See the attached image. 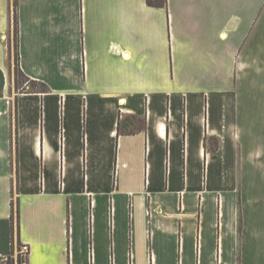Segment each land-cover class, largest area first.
Here are the masks:
<instances>
[{
	"label": "crops",
	"instance_id": "crops-1",
	"mask_svg": "<svg viewBox=\"0 0 264 264\" xmlns=\"http://www.w3.org/2000/svg\"><path fill=\"white\" fill-rule=\"evenodd\" d=\"M17 11L20 66L51 91L13 86L0 0L2 235L9 222L31 264H264V128L235 90L263 71L264 0ZM131 115L145 127L120 132Z\"/></svg>",
	"mask_w": 264,
	"mask_h": 264
},
{
	"label": "rangeland",
	"instance_id": "rangeland-1",
	"mask_svg": "<svg viewBox=\"0 0 264 264\" xmlns=\"http://www.w3.org/2000/svg\"><path fill=\"white\" fill-rule=\"evenodd\" d=\"M259 34H263L264 38V21L263 25L258 30ZM10 38H11V44L14 51V10L12 9V25H11V32H10ZM21 80V78H20ZM13 86L16 88V90L21 91L24 87H27L24 83H17V81L14 78ZM3 87V82L0 80V90ZM235 90L241 93L242 99L244 100V106L246 109V117L248 118V122H252L255 124V126L259 129L264 128V117L262 120L261 114L264 115V55H263V71L261 72H249L247 73V79L244 82V85L242 88L237 87ZM250 125H253L249 123ZM238 133L236 134V138L238 139ZM217 143V140L215 141V144ZM236 169L235 175L239 177V153L236 154ZM238 184V181H237ZM259 190H264V176H263V182L262 179H260L259 183ZM8 251H5L6 254H11L14 252V238H12V231L6 232L4 235H2V232L0 231V245L4 247L7 244L8 240Z\"/></svg>",
	"mask_w": 264,
	"mask_h": 264
},
{
	"label": "trees",
	"instance_id": "trees-1",
	"mask_svg": "<svg viewBox=\"0 0 264 264\" xmlns=\"http://www.w3.org/2000/svg\"><path fill=\"white\" fill-rule=\"evenodd\" d=\"M147 3L150 6L154 7H167V0H147ZM17 6H18V0H11V9L14 10V75H15V80L17 83H24L27 87H24L22 92L27 91V90H33V91H38V92H49L51 91L50 86L43 80L39 79H34L29 77L21 68L20 62H19V44H18V37H19V29H18V11H17ZM21 78V80H20ZM4 76L3 72L0 69V80L3 82ZM2 90V89H1ZM1 90H0V95H1ZM145 127V119L136 115H131L127 117L126 119H121L119 122V131L120 132H125V133H134L137 131H141ZM217 145V143H216ZM13 205V216L14 213L18 211V207L15 201L12 202ZM5 224V231L6 232H11L13 231L12 225H9V222H6ZM9 225V226H8ZM13 233V232H12ZM9 236L7 240V244L3 247L5 251H8V241H9ZM2 247V246H1Z\"/></svg>",
	"mask_w": 264,
	"mask_h": 264
},
{
	"label": "built area",
	"instance_id": "built-area-1",
	"mask_svg": "<svg viewBox=\"0 0 264 264\" xmlns=\"http://www.w3.org/2000/svg\"><path fill=\"white\" fill-rule=\"evenodd\" d=\"M31 247L27 242H14V252L0 254V264H31Z\"/></svg>",
	"mask_w": 264,
	"mask_h": 264
}]
</instances>
